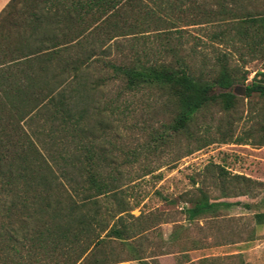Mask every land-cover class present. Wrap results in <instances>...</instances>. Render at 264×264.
Listing matches in <instances>:
<instances>
[{"label": "rangeland", "instance_id": "rangeland-1", "mask_svg": "<svg viewBox=\"0 0 264 264\" xmlns=\"http://www.w3.org/2000/svg\"><path fill=\"white\" fill-rule=\"evenodd\" d=\"M263 8L264 0L123 1L119 36L91 59L72 93L77 123L42 130L44 147L56 152L85 146L102 161L103 172L116 174L128 214L139 218L132 223L146 229L131 243L139 244L149 264H194L228 255L230 264H264V222L256 225L253 219L264 213V146L257 144L264 101L244 90L264 73V47L257 25L242 23L247 16L257 18ZM164 44L180 49L196 70L214 75L224 65L238 80L229 89L234 108L203 110L186 131L175 134L168 129L173 111L164 97L154 89H127L103 65L128 64L133 53ZM198 190L228 206H220L214 216L186 221L182 209ZM6 224L18 229L13 219ZM110 246L112 257L122 259L115 264H138L124 246ZM13 256L0 252V264H11Z\"/></svg>", "mask_w": 264, "mask_h": 264}, {"label": "trees", "instance_id": "trees-1", "mask_svg": "<svg viewBox=\"0 0 264 264\" xmlns=\"http://www.w3.org/2000/svg\"><path fill=\"white\" fill-rule=\"evenodd\" d=\"M123 1L7 0L0 10V252H13L11 264L122 261L112 257L110 244L124 246L138 264H149L139 244L131 243L143 238L146 229L132 223L139 218L128 214L116 174L103 172L102 161L85 146L54 152L40 139L46 125L63 129L77 123L72 93L91 59L119 36ZM242 23L257 25L264 47V8ZM179 51L164 44L133 53L122 66L103 61L127 89H154L165 98L173 111L168 129L175 134L186 131L203 110L233 109L236 98L229 89L238 82L224 65L214 75L196 70ZM258 74L260 79L244 90L264 101V73ZM258 132L257 144L264 146V117ZM218 170L222 177L224 171ZM220 206L228 204L209 201L198 190L182 214L192 222L214 216ZM12 219L16 230L6 228ZM253 219L262 224L264 213ZM191 243L196 249V241ZM230 256L203 257L194 264H230Z\"/></svg>", "mask_w": 264, "mask_h": 264}, {"label": "crops", "instance_id": "crops-1", "mask_svg": "<svg viewBox=\"0 0 264 264\" xmlns=\"http://www.w3.org/2000/svg\"><path fill=\"white\" fill-rule=\"evenodd\" d=\"M6 2H7V0H0V10L4 7Z\"/></svg>", "mask_w": 264, "mask_h": 264}, {"label": "water", "instance_id": "water-1", "mask_svg": "<svg viewBox=\"0 0 264 264\" xmlns=\"http://www.w3.org/2000/svg\"><path fill=\"white\" fill-rule=\"evenodd\" d=\"M237 93H240V94H242V89H240V92H237Z\"/></svg>", "mask_w": 264, "mask_h": 264}]
</instances>
